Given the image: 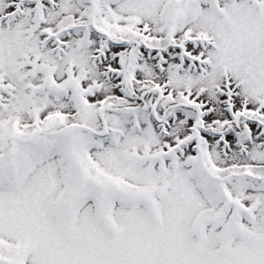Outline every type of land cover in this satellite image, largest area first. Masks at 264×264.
I'll use <instances>...</instances> for the list:
<instances>
[{
  "label": "snow or ice",
  "instance_id": "snow-or-ice-1",
  "mask_svg": "<svg viewBox=\"0 0 264 264\" xmlns=\"http://www.w3.org/2000/svg\"><path fill=\"white\" fill-rule=\"evenodd\" d=\"M0 264H264V0H0Z\"/></svg>",
  "mask_w": 264,
  "mask_h": 264
}]
</instances>
